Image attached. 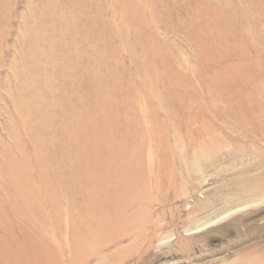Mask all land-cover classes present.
I'll return each instance as SVG.
<instances>
[{"label": "rangeland", "instance_id": "1", "mask_svg": "<svg viewBox=\"0 0 264 264\" xmlns=\"http://www.w3.org/2000/svg\"><path fill=\"white\" fill-rule=\"evenodd\" d=\"M253 124L264 0H0V264H264V197L237 195L264 193ZM122 150L141 167L123 211L76 247Z\"/></svg>", "mask_w": 264, "mask_h": 264}, {"label": "bare ground", "instance_id": "2", "mask_svg": "<svg viewBox=\"0 0 264 264\" xmlns=\"http://www.w3.org/2000/svg\"><path fill=\"white\" fill-rule=\"evenodd\" d=\"M171 82H173L174 84L177 83V81L174 79L171 80ZM205 84H206V82H205ZM200 86H201V88H204V84H200ZM188 89H189V91H188L187 95L193 94L192 87L188 86ZM199 91H202V89H200ZM181 96H185V93L184 92L183 93L177 92L176 94H173V97H175L174 102H176L178 104L183 103L182 100H180V98H182ZM240 98L241 97H238L237 100H239ZM231 107L226 108V106H225L224 108L221 109L220 112H214V114L219 119L223 118L225 116V114L228 113V111H231V114H233V108H231ZM111 109H112V107H111ZM256 111L257 110H255L253 112V116L255 115ZM248 115L250 118H252V114L250 112H248ZM251 128H252L253 132H252ZM251 128L249 131H245V133L244 132L243 133L245 135L250 133L248 135H251V137L255 141L264 142V134L257 132L258 126L253 124ZM106 157H107V160H109L110 158H113L111 153L99 152L97 154L96 161H102ZM134 157H135V155L133 152H131V151L125 152V150L124 151L122 150V156L121 155L119 156L120 164L118 165V167L121 166V169H123V172L117 178L113 177L110 180L108 178L104 179L102 174L94 173L95 176H94V184H92V189H95L96 191L93 190L91 193H89V194L95 193L91 197H89L87 194L85 196V198L82 199V202L85 205V208L87 209V211L82 213L81 217L78 216L80 223L77 226L78 227L77 234H80V235L77 237V242H75L76 247L79 246V241L80 242L85 241V243H89L91 240H95L96 236L99 234H112V233H108V232H110L113 229V226L116 223L115 221L119 217L120 213L123 211V209L117 207L114 202L116 200H120V199L125 200L126 199V195L124 193V190H127V187L132 186V184L135 183V180L132 179V171L135 172L134 175L135 174L137 175V173L139 172V170L141 168V167L138 168L140 165L139 163L135 164ZM88 159L86 160V157H85V159L83 161L84 163L81 165H84V166L87 165L90 162V160H88ZM79 162H81V161H79ZM77 174L80 175L79 174V168L77 170ZM88 184L89 183H87V185ZM75 187H76V189H78V188H82L83 186H75ZM252 187L253 188H251L249 190V194H247V192L245 193L246 195H244L242 193L237 194L238 196L247 198V200H248V201H246L247 205H248V203L255 204L256 202L260 201L264 197V193L259 194L258 188L256 189L255 186H252ZM129 188H132V187H129ZM84 189L89 190L86 186H84ZM74 190H75V188H74ZM110 190H112V191H110ZM96 194H98V195L96 196ZM134 201H136V199L133 197L130 199L128 204H130ZM226 211H229V209L225 210L224 212H226ZM114 213H117L118 216L117 217L114 216ZM220 214H222V213H220ZM206 223L207 222H205V224ZM201 226H203V225H201ZM201 226H197V228L199 229V227H201ZM197 228H194L193 230H195ZM114 234H116V233H114ZM121 237H122L121 234H116L113 237V239L117 240V239H121ZM107 244L108 243H103V244L99 245L94 250H98V248H101V247L104 248L107 246ZM89 249H91V248H89ZM91 251H90V254L87 253L85 258L81 261H85L86 263H88L89 262L88 259H90L92 257V254L95 253V252H93V250H91ZM248 255H249V252L245 250V251L241 252V255L237 256V258L235 260H233V262L230 264H235V262H239L240 260L244 259L245 256H248ZM52 259L53 258L51 257V260ZM259 259H262V257H259ZM81 261L79 264H81Z\"/></svg>", "mask_w": 264, "mask_h": 264}]
</instances>
